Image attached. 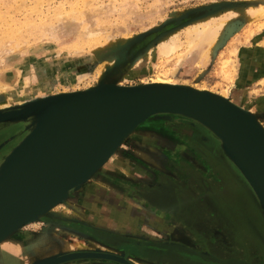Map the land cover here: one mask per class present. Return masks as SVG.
Masks as SVG:
<instances>
[{
  "label": "rangeland",
  "instance_id": "374dc122",
  "mask_svg": "<svg viewBox=\"0 0 264 264\" xmlns=\"http://www.w3.org/2000/svg\"><path fill=\"white\" fill-rule=\"evenodd\" d=\"M79 7H81L80 10ZM261 10H264V0H0V35L3 30L9 28L6 26L10 24L19 27L21 36V44L18 45L20 41L15 39L7 43L12 40L10 39L1 48L0 59H3L0 60V81L12 85L9 90L19 100L42 96L49 92L85 90L88 86L97 83L99 76L96 72L104 59L95 56L94 51L99 49L105 55V49L110 50L105 46L106 43L116 42L120 38L124 39L125 36L126 39L128 38L126 44L132 43L136 37H142V39L138 42V48L133 49L134 52L130 53L127 50L128 54L125 59L116 65L112 76H109L107 80H112L118 86L141 85L143 81L155 77L156 69L162 68L165 64L173 72L170 73L168 70L167 74L172 75L178 82L207 85L213 91L219 92L222 90L221 85L225 79L220 72L222 60L219 56L225 55L232 47H235L239 56L237 54L233 59L235 63L234 88L229 97L236 99L235 101L243 107L260 112L264 116V102H262L264 101V88L259 83V80L264 77V16H251L254 11L260 13ZM69 11L73 15L72 19L69 18ZM54 12L58 14L63 12L62 15H65L60 14L61 18L60 16L57 18L58 14L55 15ZM213 13L217 20H226L227 25L221 31L216 45L211 48L214 50L208 62L204 65L194 64L184 61L187 57L183 55V60H181L183 62L180 66L174 67L171 63L183 54L186 48L185 29L188 28L185 27ZM178 18L180 22L175 24L174 21ZM25 19L38 25L41 22V24L46 23L44 27L42 26L43 28L33 29L24 24ZM54 20L56 21L53 22ZM88 20L92 25L89 26H94L89 29L97 31L98 38L102 39H98L99 43H95L96 46L92 42H83L84 44L77 46L78 50H76L77 47L72 44V41L79 34V28L82 29L85 22L89 23ZM49 21L52 22L49 23ZM51 23L54 28L48 26ZM55 29L56 31H53ZM175 30L178 31L176 37L183 45L178 50L180 54L177 52L166 61L164 56L157 54L158 39ZM251 31L252 33H249ZM105 35L110 37L106 39ZM22 40L30 42L25 41L22 45ZM10 44H14V47ZM5 46L8 48L11 46L14 49L4 51L7 50ZM118 48L122 50L123 44ZM149 49L151 50L148 52ZM109 52V56L104 57L115 54L114 51ZM180 56L182 58V55ZM136 59H140L136 69L138 66H145L151 62L152 68H149L151 71L129 77V74L126 75L128 63ZM17 72L21 73L19 80ZM80 74H83L82 80L77 78ZM24 79L28 81V90L24 93H17L23 88ZM0 97L3 96L0 95ZM169 124H174V128H171ZM187 127L194 128L196 131L193 129L189 131ZM138 128L127 136L104 165L105 167L96 171L81 188L72 191L67 197L75 201L76 205L86 206L89 209L87 212L90 211V213L88 217H85V221L80 217H75L76 220L75 218L44 215L36 220L37 222L32 221L34 224L30 222L21 226L8 238L14 239L18 236L30 238L38 234L40 239L36 245L23 244L22 252L17 256L9 255L7 259H3V264H25L27 261L36 262L59 253L76 251L73 247L74 243L87 244L89 240L106 245V248H110V252L124 253L129 260L134 256L158 262V256H152L147 249L151 250L152 247L149 242L159 243L160 240L169 238V232H162L157 222H151L154 220L159 222L164 215L141 201L134 194L133 188L145 182L162 180V178H171L184 191L188 190L189 198L202 205L207 216L214 218L217 215L218 219H221L217 209L225 206L231 207L234 218L236 219L237 216L244 230L247 229L249 233L243 236L245 239L241 238L242 243L237 244L242 249L239 253L243 255L236 254V252L232 253L233 255L230 254L231 262L244 261L247 264H262L260 258H264V216L250 187L244 182L238 170L231 165L229 160H226L219 147V142L212 133L188 118L168 114L152 116L142 122ZM20 129L21 122L0 127V144L7 141L0 148V156L2 155L0 160L20 138ZM189 133L201 135V143ZM117 162H120V167L115 169ZM105 176L106 179L110 177L109 182L102 178ZM93 182L100 183V192L96 195L95 202L106 209V212L100 211L91 200L82 198L83 188ZM58 204L55 207L61 210L62 204ZM114 210L121 211V214L123 212L125 219L121 215L114 217ZM253 210L256 212L254 213ZM105 219H118L124 224L115 227ZM199 225L200 228L203 224L199 222ZM201 228L204 232L208 231L207 226ZM220 232L216 226L214 233H209L207 237L208 239L213 235L218 237ZM171 235L178 240L181 238L174 232ZM251 235L257 239L258 244L263 246L262 249L259 248L260 246L255 249L256 245L249 239ZM111 240L116 243L114 244ZM66 245L69 247L62 248ZM53 248H57L56 251H53ZM60 264L118 263L102 259H77Z\"/></svg>",
  "mask_w": 264,
  "mask_h": 264
},
{
  "label": "water",
  "instance_id": "95a60500",
  "mask_svg": "<svg viewBox=\"0 0 264 264\" xmlns=\"http://www.w3.org/2000/svg\"><path fill=\"white\" fill-rule=\"evenodd\" d=\"M174 22L178 24L180 18ZM123 59L125 57L119 60L120 63ZM91 92L89 89L76 92L75 99L66 105L70 111L77 109L100 119L96 134L87 147L66 145L63 148H51L44 143L42 146L25 149L24 144H20L3 156L0 166V235L60 193L61 198L54 202L56 204L79 189L100 168L79 186L74 185L120 142L119 147L130 135L132 127L157 112L199 121L210 127L214 137L215 134L220 138L223 136L222 139H226L236 152L231 147L230 151H226L222 143L220 149L237 167L264 212V132L238 109L213 96L173 86H118L114 82L113 86L99 94ZM41 101H29L0 110V127L34 117L43 110ZM6 143L2 142L0 148ZM17 172L11 179L10 176ZM32 221L21 224L13 233ZM77 259L134 264L124 253L115 254L99 249L59 253L32 264H60Z\"/></svg>",
  "mask_w": 264,
  "mask_h": 264
},
{
  "label": "bare ground",
  "instance_id": "6f19581e",
  "mask_svg": "<svg viewBox=\"0 0 264 264\" xmlns=\"http://www.w3.org/2000/svg\"><path fill=\"white\" fill-rule=\"evenodd\" d=\"M37 7H39V6H37ZM81 7H83V6H81ZM81 7H79V10H80ZM77 11H78V9H77ZM64 12L66 14V11H64ZM62 13H60V14L62 15ZM69 13H70L69 14V18H71V16H73V15H71V11H69ZM54 14L56 15V14H58V12L57 13L54 12ZM60 14L56 15L57 18L60 16ZM65 14H63V15H65ZM256 15L264 16V10H261L260 13H258V11L257 12L254 11L251 16H254L255 17ZM254 17H252V18H254ZM57 18H55V19H57ZM60 18H61V16H60ZM73 19H75V18L73 17ZM55 21L56 20H54L53 22H55ZM63 21H61V22H63ZM50 22H52V21H49V23ZM58 22L60 23V21H58ZM58 22H56V23H58ZM77 22H78V20H77ZM41 23H40V25H38V24L32 23L28 19H25L24 20V24L26 26H28V27L33 28V29L43 28L44 27V24L46 22L43 23V24H41ZM86 23L87 22H85L84 23L85 25L83 24L84 26L82 27V29L84 30V28H85V30L83 31L81 28H79V30H78L79 34H77L76 37H75V40L72 41V44L74 46H76V47L79 46V45H81L83 42L84 43H86V42H88V43L89 42H92L95 46H96L97 43H99L98 42V39H100L101 37L98 38L97 31L92 30V29H89V28H94V26L93 27H90V26H92V25H90V21H89V23H87V24ZM226 23H227L226 20H220V21L217 20V17H216V15H214V13L213 14H209V15H207L205 17L199 18L197 21H195L192 24H190V25H188V26L185 27V28H188V29H185L186 37H185V43L184 44L186 45L185 46L186 48L182 52L183 54H180L179 51H178L182 47V45H183V43L176 37V34L178 32L176 30L178 28L174 32H169L165 36H163V37H161V38L158 39L159 45L157 47V54H158V56H164L166 58V61L172 55H176L177 52L180 55H182V58L179 55V57L173 63H171L174 67L180 66L181 62H183V61H181V60H183V55H185L187 57V59H184V61L192 62L194 64L198 63L200 65L201 64L204 65V64H206L208 62V60L210 59L211 55L213 54V50L214 49H211V48H213L216 45V43L218 41V38L220 37L221 31L223 30L224 26L227 25ZM81 24H82V21H81ZM10 26H11L10 24L7 25L6 27H9V28L3 30L2 31V34L0 35V52L2 51L1 50L2 46H4L7 43H10L14 39L20 41V43H17L18 41L15 42V43H17L18 45L21 44V39H20L21 36H20V29H19V27L17 25H13L11 27ZM48 26H51V27L54 28V25L52 26V23L50 25H48ZM95 26L97 27V24ZM23 28H25V27H23ZM49 30H51V29L49 28ZM53 31H56V29L53 30ZM44 32H46V30ZM44 32H43V35H44ZM47 32H48V30H47ZM113 32L114 31H112V33ZM249 33H252V31L249 32ZM54 34H52V35H54ZM116 34H119V33H116ZM43 35L41 34V37ZM105 36H106L105 38L107 39V37H110L112 35L110 34V36H107V35H105ZM113 36H114V34H113ZM118 37H119V35H118ZM54 38H55V36H54ZM10 39H12V40H10ZM127 39L124 36V39L123 38H120L116 42H112V43L111 42H108V43H106L105 46H107L108 48H110V50L108 49V51H107L105 49V52H106L105 55H103L102 52L99 51V49H98V51L97 50L94 51L95 56H97V57H99L101 59L102 58H104V59L102 60V63L98 66V69H97L98 71L96 72L98 74V76H99L97 83L94 84V85L88 86L86 88V89H89L90 91H92L91 94H94V95L99 94L100 92H103L104 90H108V87L110 88V86H113L114 82L112 80H107L105 78H110L109 76H112L113 71L116 69L115 68L116 65H118V63L120 62L119 60L122 59V58H124L126 56V54H128L127 53V50L130 51V53H131V52H134V50L136 48H138V42L140 40L139 38L136 37L135 40L132 43H129V44H126L127 43ZM137 39H139V40L137 41ZM7 40H10V41L7 42ZM25 41L26 40L23 41L22 45L25 44ZM105 41H107V40H105ZM113 41H114V39H113ZM26 42L29 43L30 41L29 42L26 41ZM122 44H123V49L122 50H119L118 46H122ZM132 44H133V46H132ZM13 45L14 44H12L11 46H13ZM89 45H91V43ZM11 46H10V48H8L7 46H5L7 48V50H4V51H8L9 49H11V50L14 49L13 48L14 46L12 48H11ZM17 46H15V48H17ZM63 47H65V46H63ZM60 49H61V47H60ZM116 49H118V51H115ZM62 50H63V48H62ZM76 50H78V47H77ZM150 50L151 49H149L148 52ZM109 51H112V52L114 51L115 54H111L113 56H110V57H104V56H109V54H110ZM237 54H238L237 53V49L235 47H232L225 55L223 54V55L219 56V59L222 60L221 61L222 64L220 65V72L224 75V78H225L224 81L222 82V85L220 84L222 90L219 91V92L213 91L207 85L200 86V85L192 84V83H189V82H178L177 80H175V78L172 77V75H170V74L168 75L167 74V71L168 70L170 71V68L169 67H166L165 64H164V66L162 68H157L156 69L155 72L157 74L155 75V77H153V78H151L149 80L143 81V84L142 85H147L148 84V85H151V86H173V87H181V88H185V89H189V90H193V91H196V92H200V93H204V94L213 96V97H215V98H217L219 100H222L223 102H226V103L232 105L236 109H238L240 112H242L243 114H245L248 118H250L254 123H256L262 129V131L264 132V119H263L264 116H263V114H261L260 112H255V111H253V109L251 110L249 108H246L245 106L243 107L242 105L239 104L238 101H235L236 99L229 97L230 92L234 88V86H233V84H234L233 83V76H234V72H235V63H234V60L233 59H234V56L237 55ZM237 56H239V54ZM1 59H3V58H1ZM139 61H140V59H138V60L136 59V61H133L132 62V60H131V62L128 63L129 64L128 65L129 67L127 68V70H128V72L126 74L127 76H128V74H129V77L130 76H133L134 74L141 75L142 73L150 72L151 71L149 69V68H152L151 62L145 64V66H138V68L136 69L137 63ZM261 63L263 64V62H261ZM138 65H140V64H138ZM129 70H131L130 73H129ZM18 72H17L16 75H19V77H18V80H19L20 77H21V73H18ZM170 73H173V72L170 71ZM83 74H86V73H83ZM83 74H80L77 78L78 79H81L83 77L82 76ZM18 80H16V81H18ZM16 81H14V82H16ZM259 83L264 88V77H262L259 80ZM11 87H12V85H10L8 83H5V82H2V80L0 81V95L3 96V97H0V110L5 109V108L20 106V105L24 104L25 102H29V101L32 102V101H35V100H36V103L38 101L43 100V101L40 102L42 104V106H43L42 107L43 110H41L34 117L27 118L25 121L21 122V129H20L21 136L18 139V141L15 143V145H13L9 150L7 149L8 152L11 149H13L16 145H20V144L21 145L24 144L25 149H31V148H34V147H38L40 145L42 146V144H44V143L49 144V146L51 148H60V147L63 148V147H66V145L67 146H75L76 145V146H82V147L85 148V147H87L92 142V140H93V138H94V136L96 134V131L98 129V126L101 123L100 119L97 118V117H94V116H89L87 114H84V113H82L81 111H79L77 109L70 111L66 107L68 101H71V100L75 99V97H76L75 96V93L78 92L79 90H73L72 92H66V91H56L55 93L54 92H49L48 94H45V95H42V96H38V97L35 96L34 98H28V99H24V100H19V99L16 98V95L15 94H11V92L9 90ZM27 88H28V81L26 79H24L23 88L20 89V90H18L17 93H19V92L20 93H24L26 90H28ZM33 90H35V89H33ZM61 90H63V89H61ZM72 93H74V94H72ZM27 95H28V93H27ZM262 102H264V101H262ZM153 114L154 115H149V116H151L149 118H152V116L154 117L156 115H161L158 112L157 113H153ZM142 120L140 122H138L134 127H132V129H131L132 131L130 133H133L134 131H136L137 129H139L138 126L142 123ZM193 122L199 124V126H202L206 131L208 130L210 133H212V135L214 137V132H212V130L210 129V127L205 126L204 124L200 123L199 121H197V122L196 121H193ZM194 127H196V126H194ZM202 138H204V137H202ZM214 138L219 142V145H220V143H222L223 147L226 148V151L230 147H231V150L234 149L228 143V141L226 139L223 140L224 139L223 136H222V138H223L222 139L218 135L215 134V137ZM119 144H120V142L116 145V147L114 149H112L110 151V153H108V155H106V157H104L95 166V168L89 174H87L83 179H81L80 181H78L74 185V187L79 186V184H81L86 179H88L89 176L95 170H97L99 168L105 167L104 165H106L107 161L111 159L114 150H116V148L118 147ZM229 151H230V149H229ZM234 152H236V151H234ZM139 154L142 155L141 152H139ZM237 156L241 160V158H240V156L238 154H237ZM141 157H143V156H141ZM226 160H228V158H226ZM1 164H2V159L0 160V166H1ZM119 164H120V162H117L116 163L115 169H116V167L117 168L120 167ZM231 165L235 169L237 168L232 163H231ZM134 167H136V166H134ZM23 169L24 168H22V170ZM124 172H126V171H124ZM18 173L19 172H17L14 175L10 176V178L13 179ZM98 180L101 181L100 179H98ZM243 180H244V178H243ZM244 182H246V181L244 180ZM82 186H83V184H82ZM99 186H100V183L99 182H95V183L93 182L91 184H88L87 186H85L83 188V190L81 192V195H82V198L87 199V200H91V202H94V204L96 205V207H98L100 209V211L106 212V209H104L102 206H100L98 203L95 202V197L100 192L99 191ZM81 187H79V188H81ZM105 189H107V188H105ZM227 189H229V188H227ZM234 189H233V191H234ZM230 191L232 192V190H230ZM61 194L62 193H60L58 196L54 197L50 201L46 202L42 206L36 208L34 211H32L30 214H28V216H26L18 224H16L15 226L11 227L7 231H5L3 234H1L0 235V243L1 242H4V241H8L7 240L8 236L11 233H13V231L16 230L21 224H23L25 222H28L30 220H34L35 222H37L36 220H39V218L44 217V215H47V217H48L49 214H50V215H54L56 217H64V218L80 217L81 219L84 220L85 217L90 213V211H89V213L87 212V210H89V209L86 206H85L86 207L85 208L84 206H78V205H76L75 201L73 202L69 198L68 199L67 198L66 199H62V201H60V203L62 204L61 205L62 206V209L61 210H57L58 208L56 209V207H55L56 203H54V202L56 200H58V199L61 198ZM221 194H223V193H221ZM253 196H254L257 204L259 205V203H258V201H257V199H256V197H255L254 194H253ZM68 197H69V195H68ZM226 199L230 200L229 197H226ZM226 204H228V202ZM91 206L89 207L90 209L92 208ZM120 206H122V205H120ZM96 207H95V209H97ZM228 207L229 206H225L223 208L219 207L217 209V212L220 213V216L224 220L225 225H226V228H227L226 233H225L226 236L224 235L225 238H224V236H222L223 242H224L223 245H225V243H231L232 242V244H233V251L239 253V252L242 251V249H240L237 246V244L242 243V239L244 238L243 236H247V233L248 232L246 231L247 230L246 228H245L246 230H244V227L241 224V222L239 221V218L237 216H236V219L234 218V215L231 213V210H230L231 207H229V208ZM259 207H260V205H259ZM260 209H261V207H260ZM121 210H123V208ZM261 211H262V214L264 216V212H263L262 209H261ZM253 212L255 213L256 210L255 211L253 210ZM131 213H133V212H131ZM117 215H119V216L121 215V217H124L123 212L121 214V211L120 212H117V211L114 210V217H117ZM191 215L193 216V214L190 213V216ZM195 215L196 216L198 215L197 217H199V214L196 213ZM194 218H193V220H194ZM124 219H125V217H124ZM106 220L109 221L115 227H119V226H122L124 224V223L122 224L118 219L117 220L116 219H110V220L109 219H105V221ZM196 220H198V219H195L194 220L195 225H196V222H198ZM208 222H210V220ZM203 223H205V222H203ZM206 223H207V219H206ZM27 224H29V223H27ZM106 224H108V223L106 222ZM30 225H32V224H30ZM213 225H214V223L211 221L210 226H213ZM199 226L196 225L197 228H199ZM202 226H204V228H205L207 225L206 226L205 225H202ZM200 228L198 230H201L202 229V228L201 229ZM209 229H210V227H209ZM149 231H152V230H149ZM244 231H246V232H244ZM206 232H208V231H206ZM38 237H40V236H38V234H37L35 236L34 235L31 236L30 238L29 237L28 238L25 237V240H28L27 243H29V244L36 245L37 242H38V240L40 239ZM251 237H253V236L251 235ZM251 237H249L250 240H251ZM249 239H247V240H249ZM255 241L257 242V240H255ZM255 241L251 240V242L256 245L255 249L258 248L259 246H260L259 248L262 249L263 246H261L260 243L258 244V242L256 243ZM7 245L8 244H5L4 247L7 246ZM10 245H12V247L14 246L13 244H10ZM53 246H54V243H53ZM213 246H214V244H213ZM67 247H69V246L66 245V247L63 246L62 248H67ZM73 247H74V249H76V251H78V250L79 251L85 250L84 248H86L87 250H96V249L100 248V249H104V250L111 251L110 248H106L107 247L106 245H102V244L96 243V242H94L92 240H89L87 244H82L81 242H76V243L73 244ZM241 247H244V246H241ZM209 248H210V246H209ZM211 248H213V247H211ZM215 248H216V250L219 253H225V250L222 249L221 245H218L217 244L215 246ZM56 249L57 248H53V251H56ZM117 254H119V253H117ZM249 254H250V252H249ZM130 260L134 264H162L163 263L162 261H161L162 263H159V261L158 262H151V261H147V260H145L143 258H140V257L137 258V257H134V256H132V258H130ZM32 262H33V260L30 261V262L27 261V262H25V264H32Z\"/></svg>",
  "mask_w": 264,
  "mask_h": 264
},
{
  "label": "flooded vegetation",
  "instance_id": "af4514ba",
  "mask_svg": "<svg viewBox=\"0 0 264 264\" xmlns=\"http://www.w3.org/2000/svg\"><path fill=\"white\" fill-rule=\"evenodd\" d=\"M169 126L171 128H174V124H169ZM191 129L195 130L194 128H189V131H192ZM192 135L190 134V136L195 138L197 142L201 143V135H195L194 133ZM207 152L209 153L210 151L207 150ZM209 154L207 155L210 156ZM201 162H203V160H201ZM102 178L108 182L110 181V177H107V179L106 176ZM202 180L204 181V179ZM133 190L135 192L134 194H136V196L140 198L141 201H143L149 207H152L162 212L164 215L162 216V219L159 220V222L156 220L151 222H157L161 230H163L162 232H169L170 239L166 238V240H160L159 243H155V241L149 242L150 246H152L151 250L147 247L148 253L152 256L157 255L160 263L163 262L168 264H247L244 263V261L231 262L232 258L230 254L234 253L233 244L231 242L225 243V245H223L224 242L222 236H226L225 233L227 230L224 220L222 218L218 219L219 216L217 215H215L214 218L211 216H207L205 214V209L203 208V206L198 204L197 201H194L189 198L190 194L188 190L184 191L180 186H177V184L171 178H162V180L145 182L144 184L135 186ZM207 205L208 204H206V206ZM190 213L193 214V216L191 215L192 217L190 216ZM196 213L199 214V217H197L198 215H195ZM193 218L194 220L198 219L196 220L198 221L196 222V225H199V222H205V224L203 223V225L208 226V232H204L202 230L201 232L200 230H198ZM209 220L210 222H208ZM211 221L214 223L213 226H210ZM216 226L219 232L221 231L219 233V236L215 237V235H213L210 236L208 239L207 235L209 233H214V229L216 228ZM173 232L178 234L181 238H179L178 240L172 237L171 234ZM254 239L257 240L256 238H251V240L255 241ZM111 242H114V244L116 243L112 240ZM212 243L214 244V246ZM217 244L221 245L222 249L225 250V253H219L216 250L215 246ZM236 254L243 255V253L241 254L237 252ZM260 261L262 262V264H264L263 257L260 258Z\"/></svg>",
  "mask_w": 264,
  "mask_h": 264
},
{
  "label": "crops",
  "instance_id": "0c3cea01",
  "mask_svg": "<svg viewBox=\"0 0 264 264\" xmlns=\"http://www.w3.org/2000/svg\"><path fill=\"white\" fill-rule=\"evenodd\" d=\"M7 240L8 241H4L0 243V264H3L2 262L3 259H7L9 255L17 256L18 254H20L23 249V244L27 243V240H25V238H19V237L14 239L7 238ZM5 244L8 245L4 247ZM10 244H13L14 246L12 247V245ZM162 264H168V263H162Z\"/></svg>",
  "mask_w": 264,
  "mask_h": 264
}]
</instances>
